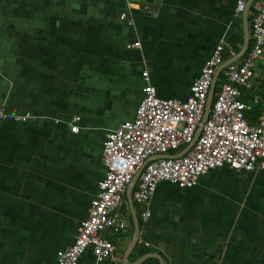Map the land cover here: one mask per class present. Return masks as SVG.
Listing matches in <instances>:
<instances>
[{"label": "crops", "instance_id": "crops-1", "mask_svg": "<svg viewBox=\"0 0 264 264\" xmlns=\"http://www.w3.org/2000/svg\"><path fill=\"white\" fill-rule=\"evenodd\" d=\"M262 2L249 8L250 44ZM237 3L0 0V112L10 115L0 117V264H53L74 243L106 175V134L135 117L144 71L161 97L188 96L222 39L234 48L224 63L241 50L247 21ZM255 72L242 96L259 95L251 123L264 112V55ZM25 114L33 117L12 118ZM134 203L140 238L128 257L127 199L117 212L127 230L104 233L114 258L98 261L90 248L78 264H264V168L220 166L190 188L162 181L147 203Z\"/></svg>", "mask_w": 264, "mask_h": 264}, {"label": "built area", "instance_id": "built-area-1", "mask_svg": "<svg viewBox=\"0 0 264 264\" xmlns=\"http://www.w3.org/2000/svg\"><path fill=\"white\" fill-rule=\"evenodd\" d=\"M246 5L247 0H238L236 14L241 15ZM251 37L249 50L225 67L210 116L198 137L214 75L224 63L226 52L234 49L232 44L222 39L216 45L185 98L161 97L149 71H144L146 85L136 115L107 132L102 156L106 175L99 182L98 193L91 201L88 216L81 222L74 243L59 250L53 264H78L90 248L98 261L114 258L117 246L104 233L127 230L126 221L117 212L127 200L128 185L139 170L133 199L147 203L162 181L190 188L198 185L209 170L220 166L247 171L264 168V112L256 123H251L247 114L260 102L259 95L254 93L251 102L242 98L246 90H252L257 77L256 62L264 55V2L251 18ZM9 116L3 108L0 117ZM32 117L30 114L12 116L18 121ZM78 120L79 116L71 123L73 132L80 129ZM150 215V210L143 211L144 219Z\"/></svg>", "mask_w": 264, "mask_h": 264}, {"label": "water", "instance_id": "water-1", "mask_svg": "<svg viewBox=\"0 0 264 264\" xmlns=\"http://www.w3.org/2000/svg\"><path fill=\"white\" fill-rule=\"evenodd\" d=\"M253 0H248V3H247V6H246V9L244 11L245 15H244V18H245V21H247V25H246V35H245V40H244V44L241 48V50L232 58H230L229 60H227V62L221 64L217 70H216V73L214 75V79H213V83L211 85V88H210V91H209V94L207 96V102H206V107H205V112H204V116L202 118V121L200 123V126H199V129H198V132H197V135L196 137H198L199 135V132L201 130V127L202 125L206 122V120L209 118L210 116V113H211V110H212V106H213V101H214V96L216 94V88H217V82L220 80V74H221V71L223 70L224 67H226L230 62L242 57L248 50L249 46H250V28H249V8H250V5L252 3ZM190 146V145H189ZM188 146V147H189ZM164 156H167V155H164ZM140 173H141V170H139L135 176H134V179L132 180V182L128 185V188H127V199L129 201V204H130V209H131V213H132V217H133V222H134V226H135V234H134V239H133V242L130 246V248L128 249V251L126 252L125 256L128 257L127 253L131 250V248L133 246L136 245L138 239L140 238V228H141V225H140V219H139V215H138V212L135 208V203H134V199H133V190H134V187L136 185V183L138 182L139 180V176H140ZM162 264H165L164 261H162Z\"/></svg>", "mask_w": 264, "mask_h": 264}, {"label": "trees", "instance_id": "trees-1", "mask_svg": "<svg viewBox=\"0 0 264 264\" xmlns=\"http://www.w3.org/2000/svg\"><path fill=\"white\" fill-rule=\"evenodd\" d=\"M251 45H252V42H251V44H250V47H251ZM249 47V48H250ZM249 48H248V50H249ZM228 53V51L226 52V54ZM226 56V55H225ZM221 78H223V73L221 74ZM221 84V80L218 82V85H217V88H216V92L219 90V85ZM244 100H245V98H244ZM249 113V112H248ZM247 113V114H248ZM253 123H255V122H253ZM137 184H138V182H137ZM136 189V188H135ZM127 201V200H126ZM125 201V202H126ZM125 202H124V204H125Z\"/></svg>", "mask_w": 264, "mask_h": 264}, {"label": "clouds", "instance_id": "clouds-1", "mask_svg": "<svg viewBox=\"0 0 264 264\" xmlns=\"http://www.w3.org/2000/svg\"><path fill=\"white\" fill-rule=\"evenodd\" d=\"M247 6V5H246Z\"/></svg>", "mask_w": 264, "mask_h": 264}]
</instances>
